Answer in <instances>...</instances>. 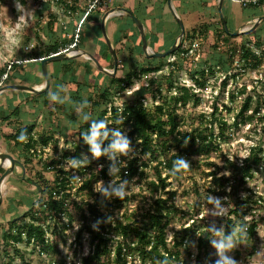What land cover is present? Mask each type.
Segmentation results:
<instances>
[{
  "label": "rangeland",
  "instance_id": "obj_1",
  "mask_svg": "<svg viewBox=\"0 0 264 264\" xmlns=\"http://www.w3.org/2000/svg\"><path fill=\"white\" fill-rule=\"evenodd\" d=\"M164 1L106 0L99 6L98 21H100L102 12L107 8L115 5L126 6L132 9L134 14H138L139 18L142 17L141 20L144 23L148 44L151 48L162 50L163 48L158 49V46L171 38L175 39L179 33L178 23ZM87 2L88 0H77L76 3L79 9H83ZM19 3L24 6V11L17 10L15 0H0V66L8 65L11 61L20 58L23 52L27 50L42 47V44L48 40L45 33L47 23L52 19L51 14L56 15L52 23L54 37L62 41L68 40L67 46L70 47L69 38L72 34L76 36L82 19L86 15L81 9L72 13L68 12L56 0H19ZM172 4L184 24L185 32L182 42L192 47V50L189 49L185 56L177 52L173 56H169L161 70L154 74L158 82L161 83V90L164 93L171 94L174 92V89L168 90L170 80L175 81V84L177 82L178 85L183 82L190 87V90L187 91L188 100L184 104H179L177 109L181 116L179 129L193 130L194 128H202L204 125L211 126L210 128L219 143L218 147L216 149L213 147L205 154H190L188 156L190 167L166 177L169 184L163 189L158 187L155 190L149 185L148 181L156 177L153 170L154 161L148 160L147 166H144L143 175L135 173L128 179H121L118 194L127 195L125 199L121 200V205L118 206L114 201L116 194L108 197L109 201L112 200V205L109 207L99 205V210L106 215L104 219L98 217L95 220L92 215H89L87 205L83 200H80L85 197V194H77L74 191L75 188L72 187V195L66 201L65 212L55 221L49 220L57 230H60L62 222L67 223L63 229L64 235L60 234V237L54 241L57 243V252L51 250L41 252L36 243L23 241L17 243L16 246L21 250V255H19L15 252L13 244L4 245L1 243V233L7 227L8 220L27 210L32 200L38 202L41 194L36 190L35 185V182L38 181L37 171L42 172L41 174L45 179L52 180L55 175L53 170L44 169V165L37 158L33 160L32 166L24 171L23 176L22 167L16 165L15 173L8 178L4 192V203L0 209V264H7V262H11V264H81L80 255L85 254L91 248L90 233L87 230L81 231L79 241L76 238L78 228L85 222L81 216L82 212L86 213L87 221L92 226L103 224L106 231L115 232L116 218L134 219L136 217L140 220L142 213L151 206L154 197L157 195L167 198V201L173 203L176 208L171 221L166 225L168 239L172 237L175 231L188 224H193L197 229H207L211 233V243L208 250L202 251L198 256L195 241L188 237L180 247V259L183 263L179 262L178 264H210L209 256L216 260V264H225V261L232 260L237 261V264H264V52L261 53V61L258 65H254L252 60L245 62L238 54H233L232 58L229 56L230 46L234 48L244 42L250 45L255 53H260L261 49L264 48V20L260 21L251 31L231 36L228 41H225L222 39L221 32L219 35L216 33L222 24L217 9V0H172ZM223 12L229 30L245 28L253 23L255 17L264 15V0L256 6L243 5L238 0H224ZM126 16L123 13H117L111 15L106 21L107 31L117 58L116 70L112 76L125 74L132 65L141 63L145 57L143 51L139 53L138 50L131 51L130 49L133 44L137 46L138 40H133L135 33L131 32L133 29L131 25L134 22L129 21L128 16ZM93 22L88 21L86 25H91ZM124 23H128L130 29H122L120 40L115 41L116 28ZM186 32L189 36L185 39ZM37 33L40 37L37 36ZM258 38L259 41L257 42L256 39ZM76 46L93 54L97 52L101 58L100 60L97 57L99 61L109 70L112 69L109 50L101 32L95 31L92 37L88 36L85 46L74 45L73 47ZM218 59L224 66H228V70L223 69L222 63H217ZM71 60L73 61L68 63V67L73 65L78 69L76 71L72 69L70 72L65 71L64 74H62V69L68 68L67 65H62L59 61L49 62L48 69L52 77L50 76V85L47 88L51 87L49 96L56 97L55 101H50V108H53L54 113L49 114V119H52L50 122L55 127L53 132L56 134L52 143L57 142L58 148L68 150L73 149L74 145L76 146L78 143L81 122L95 114V108L92 110L84 108L85 98L81 103L76 101L71 103V101L68 102V94L78 89L86 96V93L92 91L91 84L97 82L99 85L101 80L106 82L108 81L106 75H109L100 71V74H93L97 76L96 80L88 79V84L81 76L82 71L79 69L84 62L93 64L92 60L84 56ZM153 60L159 61L160 57H155ZM169 60L174 64H170ZM209 64H214L212 71L206 69ZM200 68L205 69L206 83L203 87L197 84L193 85L194 80L190 77L192 72ZM172 69H174L173 74L169 76ZM9 71L13 72L12 80L29 81L32 85H39L44 80L40 72V62L37 61L20 62L17 68L11 67ZM74 74H76L75 77ZM196 74L200 75L198 71ZM91 75L90 73L88 78ZM149 75L134 77L130 87L122 95L115 97L114 103L121 104L124 99L132 98L142 84L147 85ZM106 83L110 84V82ZM154 88L155 85L149 83V87L146 88L147 94L144 97V103L153 109L155 105L161 102L158 94L153 96ZM33 94L35 97L32 100H27L29 109L23 110L21 116L23 122H34V126L37 124L38 127L35 132L42 134L47 127L45 113L48 107L42 101L43 95L41 93ZM246 96H251V100L249 108L244 111V115L251 117L245 120L239 119L235 124V119H238L236 114L241 109ZM0 100L2 99L0 98ZM2 110L8 112L10 109L2 108ZM12 115L15 116V114ZM217 117L222 118L229 125L222 137L217 136L219 130L218 122L215 119ZM126 134L127 130L123 129L122 135ZM128 141V157L138 155L144 158V154L139 153L135 136L132 135V139L128 138ZM2 146L22 161V158L18 156L19 149L13 148L9 139L8 142L3 140ZM259 146L261 159L258 165L253 167L252 176L239 188L237 193L244 200L240 209L245 212V220L247 222L252 219L257 220L256 231L250 240L229 239V237L226 239L223 234L224 222L234 199L227 200L226 197H223V201H220L218 195L213 191L217 181L207 172L213 170L214 166H218L216 176L231 174V171L239 166L241 159L249 153L251 148ZM47 149L49 151H45L46 153L55 154L52 144ZM107 153L109 154V152ZM227 159L232 160L235 165H230ZM138 163L140 164V160ZM68 165L69 162L64 165L65 168H68ZM72 172L77 177V184L80 175L77 170H72ZM162 176H167L166 169H163ZM101 185L102 181H97L94 189L99 190ZM226 189L228 190L229 186H226ZM174 190V194L169 192ZM247 196H249L248 199H245ZM99 197L100 195L97 194L90 200ZM224 200H227L228 203ZM230 216L235 218L236 224L239 217H235L233 214ZM237 229L238 224L234 226V230ZM46 236L49 241L55 239V235L50 229L46 232ZM114 236L117 237L118 235L114 233ZM221 241L226 245L222 254L223 259L214 246V242L218 244ZM131 258L138 262L136 256L128 257V259ZM61 260L64 262L62 263Z\"/></svg>",
  "mask_w": 264,
  "mask_h": 264
},
{
  "label": "trees",
  "instance_id": "obj_2",
  "mask_svg": "<svg viewBox=\"0 0 264 264\" xmlns=\"http://www.w3.org/2000/svg\"><path fill=\"white\" fill-rule=\"evenodd\" d=\"M56 1L60 2L62 6L71 13L81 9H79L76 3L77 0ZM104 1L106 0H88L83 9H81L86 15L82 19L76 32L77 35L74 36L72 34L70 36L69 41L71 42L69 43H72L74 38H76L74 45L85 46L88 36L92 37L95 31L100 33L98 21L100 15L99 6L103 4ZM164 3L166 4V0ZM261 3L262 0H256V2H250L246 5L256 6ZM51 15L52 19L48 21L45 33L48 40L42 44V47L27 50L23 52L20 58L11 61L8 65H1L0 80L4 73H6V77L3 82L12 80L13 72L9 70L11 67L17 68L20 62H40V57L68 47V40L62 41L54 37L52 23L56 15ZM136 15L139 17L138 14ZM127 19L133 23L129 17H127ZM140 19H142V17ZM88 21L94 22L91 25H86ZM131 26L134 29H131V32L135 33L133 40L137 39L138 42L137 46L133 44L130 46V49L131 51L138 50L140 53L142 51L141 39L136 26L134 24ZM125 28H129L128 23L118 25L115 31V41L120 40L121 30ZM220 32L223 35L222 39L225 41H228L231 36H234L225 31L222 24L216 32L218 33L217 35H219ZM37 36L40 37L39 34ZM188 36L189 34L186 32L185 39ZM173 40L174 39L171 38L169 41L158 46V49L167 48ZM256 41L258 42L259 38L256 39ZM231 47L232 46L229 47V56H231V58L233 54H238L245 62L252 60L254 65L260 63L261 53L263 54L264 52V48H262L260 53H255L246 42L234 48ZM189 49L190 46L182 42L173 52L160 57L159 61H154V56H145L143 59L146 60L142 59L141 63H135V65H132L123 75H106L108 78L106 82H110V84L102 80L99 82V85L97 82H94L91 84L92 91L86 93V96L78 89L68 94V102L71 101L72 103L76 101L81 103L85 98L86 103L84 104V108H90L91 110L95 108V114L81 122L78 132V143L76 146L74 145L73 149L58 148L57 142L52 143L54 138L53 132L48 134H35L33 131L34 122L20 125L13 132L6 135L7 139L12 140L11 145L13 148L19 149L18 156L22 158L21 162L24 165V171L29 169L33 164V160L37 158V160L44 165V169L53 170L55 175L52 180L48 178L45 179L41 174L42 172L37 171L38 181L35 180V185L36 190L41 194L38 198V202L32 200L27 210L8 220L7 227L1 233V243H4V245L13 244L15 252L19 255H21V250L16 246L17 243L23 241L26 243H30L31 241L36 243L41 252L48 250L57 252V243L54 241L57 237H60V234L64 235L63 229L67 226V223L62 222L60 230H57L53 227L54 224L52 225L49 220L52 219L55 221L65 212L66 201L72 195V187L75 188L74 191L77 194H85V197L80 200H83L87 205L89 215H92L95 220L98 217L104 219L106 215L99 210V205H105V207L112 205V200L109 201L108 197L114 194H116V196H114V201L118 206L121 205V200L127 197L126 194H118L121 179H128L135 173L143 175L145 172L144 166H147L148 160L154 161L153 170L156 177L148 181L149 185L155 190H157L158 187L163 189L169 184L166 177L173 173H177L173 171L174 162L180 160L188 162V156L190 154H205L213 147L215 149L218 147L219 143L215 138L216 135H214L210 128L211 126L204 125L202 128H194L193 130L179 129L181 116L178 114L177 109L179 104H184L188 100L187 91L190 90V87L183 82L178 85L177 82L175 84V81L170 80L168 90L174 89V92L171 94L164 93L161 90V83L158 82L154 74L161 70L165 62L168 61L167 58L169 56H173L176 52L185 56ZM94 55L100 58L97 52H94ZM54 61H59L62 65L64 64L68 67V63L73 60L61 59ZM169 63L174 64V62H170V60ZM217 63L222 62L218 59ZM213 65L214 64L207 65V71H212ZM222 65L224 70H228L227 65L224 66L223 63ZM65 68L62 69V74H64L65 71L70 72L72 69L73 71L78 69V67L73 65H69L68 68ZM79 70L82 71L81 76L88 84V79L96 80L97 76L93 74H100V71L95 68L93 64H89L88 62H84ZM173 70L174 69L171 70L169 76H172ZM197 71L200 75L196 74ZM90 73L92 75L88 78ZM192 73L190 77L194 80L193 85L197 84L200 87L205 86V69H196ZM148 74L150 75L148 81L146 80L147 85L142 84L132 98L124 99L121 104L114 103L115 97L122 95L124 91L130 87L134 77H142ZM50 76L52 77V75ZM73 76L75 77L76 74ZM149 83L155 85L153 96L155 97L156 94H158V97L161 98V102L155 105L154 109L144 103V97L147 94L146 88L149 87ZM52 86L54 85L52 84ZM50 90L51 87L40 92L43 95V102L49 108H47L45 113L46 121H49V114L54 113L52 110L53 108H50ZM30 96L33 98L35 94H30ZM250 100L251 96H246L243 100L242 107L236 114L238 119H235V124H237L239 119L245 120L251 117L250 115H244V111L249 108ZM18 112V106H14L11 110V113L16 115ZM10 115L11 114H5L1 117L5 119ZM215 119L218 122L219 129L217 136L222 137L225 129L229 125L222 118L217 117ZM101 122L105 124V127L100 128L99 131L104 130L105 135L97 137L96 143L100 147L101 155L94 160L90 155L92 153L91 145L86 141L85 136H90L92 126L99 125ZM123 129L127 130L126 135H122ZM117 131L121 138H126L127 140L128 138L132 139V135H134L139 146V153L144 154V158L138 155H131L128 157V154H122L121 157L125 160V164L124 166L120 165V163L113 158V153L115 151L110 147L116 139V137L113 136V132ZM21 132L26 134L25 140L19 139ZM49 143L52 144L54 152L58 153L39 158L37 150H42V148ZM259 151H261L260 146L251 148L249 153L241 159L239 166H236V169L231 171V174L216 176L218 166H214L215 168L213 170L207 172V174L211 175V177L217 181V185L214 187L213 191L218 195L220 201H223V197H226L227 200L234 199L225 217L223 234L226 239L231 237V239L250 240L256 231L257 220L252 219L249 222L245 220V212L240 209L244 200L239 197L237 193L239 192V188L252 176L254 171L253 167L258 165L261 159ZM107 152H109V154ZM65 159L71 160V164L68 168H65L64 165H57ZM139 160L140 164L138 163ZM73 161L75 162V166H73ZM227 161L230 165H235L232 160L227 159ZM97 162H100L102 165L96 170L95 164ZM176 167L178 168L179 165L176 164ZM72 169L77 170L80 175L77 184V177L72 172ZM125 169L127 171H125ZM163 169L167 170V176H162ZM1 170L2 167L0 166V172ZM99 180L102 181V185L99 190H95L94 185ZM226 186H229L228 190ZM169 192L174 194L175 190ZM97 194L100 195L99 198L90 200L91 197ZM248 197L249 196H247V198L245 197V199H248ZM227 200L224 201L226 202ZM175 209L173 203H169L167 198L157 195L154 197L151 206L142 213L140 220L136 217H134V219L127 217L125 219L116 218L114 223L115 232L106 231L103 224L92 226L90 222L87 221L88 216L86 213L82 212L81 216L85 222L78 228L76 238L79 241L81 238V231L83 229L87 230L90 233L89 243L91 248L85 254L80 255L81 264H127L128 262L129 264L183 263L180 259V247L188 237L189 239L193 238L192 241L196 243L197 256L202 251H207L211 243L210 231L207 229H197L193 224L182 226L179 230L174 232L170 239L167 238L166 225L171 221ZM231 214L235 215V217H239L236 224L235 218L230 216ZM237 224L238 229L235 231L234 226ZM49 229L55 235L54 240L49 241L46 236V232ZM195 232H197V235H195ZM114 233L118 236H114ZM112 243H114L113 246ZM208 255L207 253V256ZM129 256H136L138 262H135L132 258L128 259ZM209 259L211 262L210 264H216V260L212 256H209ZM61 261L62 263L64 262V260ZM7 264H11V262H7Z\"/></svg>",
  "mask_w": 264,
  "mask_h": 264
},
{
  "label": "water",
  "instance_id": "obj_3",
  "mask_svg": "<svg viewBox=\"0 0 264 264\" xmlns=\"http://www.w3.org/2000/svg\"><path fill=\"white\" fill-rule=\"evenodd\" d=\"M223 2L224 0H217V9L219 12V17L221 19L223 28L225 31H227L231 35H238L241 33H246L254 29L257 24L264 20V15H260L254 18L253 23L245 28L241 29H235V30H229L227 27L226 18L223 12ZM167 6L172 12L176 22L179 26V33L173 40V42L165 49L162 50H154L151 48V46L148 44L145 26L143 21L133 13V11L123 5H115L107 8L104 10L101 14L100 21H99V28L101 35L107 45V48L109 50V54L112 61V69L109 70V68L105 67L99 59L90 51L82 48V47H70L64 50H58L55 53H51L49 55L40 57V67H41V73L43 76V82L38 85H32L27 83H20V82H6L2 83L0 85V92L8 89H17L22 90L30 93H40L45 91L49 85H50V73L48 69V62L54 61V60H61V59H74L80 56L87 57L92 60L95 68H97L99 71H102L106 74L113 75L116 70L117 66V58L114 50V46L112 43V40L108 34L106 21L107 19L117 13H123L127 15L135 24L140 39H141V49L145 56H155V57H163L171 52H173L183 41V36L185 32L184 24L182 22V19L180 18L179 14L177 13L174 5L172 4V0H166ZM0 156L3 157V160L0 161V166L2 167V170L0 172V208L4 203V190L2 189V184L4 180L13 175L15 172L16 165H20L23 169L22 176L24 175V165L22 164L21 160L17 157L13 156L12 153L4 149L3 147H0Z\"/></svg>",
  "mask_w": 264,
  "mask_h": 264
},
{
  "label": "crops",
  "instance_id": "obj_4",
  "mask_svg": "<svg viewBox=\"0 0 264 264\" xmlns=\"http://www.w3.org/2000/svg\"><path fill=\"white\" fill-rule=\"evenodd\" d=\"M49 64L50 63L48 62V68H49ZM41 76H42V73H41ZM8 82L30 83L29 81H24V80L21 81V80H15V79H13L12 81H8ZM30 84H32V83H30ZM30 94H33V93L22 91V90H17V89H8V90H4V91L0 92V98L2 99V100H0V108H1L0 109V139L2 141L6 140L8 142L6 135L13 132L18 126L27 123V122H23V119H22L23 117L21 116V114H23V110L29 109V106H28L29 102L27 100L28 99L32 100V97L30 96ZM42 101H43V99H42ZM10 105H11V107H10ZM14 106H18V111H19L17 115L15 114V116L12 115L14 113H11V110ZM2 108H6V109H10V110H8V112H4L2 110ZM5 114H11V115L4 119L1 116L5 115ZM19 114L21 117L19 116ZM41 114H43V113H41ZM51 120L52 119H49V121H45L47 124V127L45 128L44 134H48L50 132H53V130H55V127L52 126L53 124L50 122ZM37 127L38 126L36 124L33 128L34 132H35V129H37ZM35 134H36V132H35ZM53 134H54V132H53ZM54 135H56V134H54ZM1 140H0V147H3ZM9 141L11 142L12 140L9 139ZM5 191H6V187L4 189V192ZM2 206H1V208H2Z\"/></svg>",
  "mask_w": 264,
  "mask_h": 264
},
{
  "label": "clouds",
  "instance_id": "obj_5",
  "mask_svg": "<svg viewBox=\"0 0 264 264\" xmlns=\"http://www.w3.org/2000/svg\"><path fill=\"white\" fill-rule=\"evenodd\" d=\"M15 6H16L17 10L24 11V6L19 3V0H15ZM49 98L52 101L56 100L55 96H50ZM104 127H105V124L103 122H101L99 125H93L92 126V130H91V135L90 136H85L86 141L91 145L92 153H93V156H95V157H99L101 155L100 147L96 143V140H97V137L100 135L99 129L100 128H104ZM113 136H115L116 139L113 141V143L110 145V147L114 151L119 152L120 154L126 155L128 150H129V141L126 138H121V136H120L118 131L117 132H113ZM19 139L20 140H25L26 139V134L24 132H21ZM176 164L179 165L178 168L176 167ZM73 166H75V162L74 161H73ZM189 167L190 166H189V163L187 161L180 160V161L174 162L173 171L174 172H179L181 170H186ZM234 235H235V233H234ZM229 239H231V237ZM214 246L217 248L218 253L221 254L222 259H223V255L222 254H223V251L226 248L225 243L223 241H221L218 244L214 242ZM225 264H237V261H235V260L225 261Z\"/></svg>",
  "mask_w": 264,
  "mask_h": 264
},
{
  "label": "built area",
  "instance_id": "obj_6",
  "mask_svg": "<svg viewBox=\"0 0 264 264\" xmlns=\"http://www.w3.org/2000/svg\"><path fill=\"white\" fill-rule=\"evenodd\" d=\"M239 2H241V4H243V5H246V4H248V3H250V2H256V0H238ZM77 35V34H76ZM75 40L72 42V43H70L71 44V46L70 47H73L74 46V44H75V41H76V38H74ZM70 47H66V48H63L62 50H64V49H67V48H70ZM190 50H192V47H190ZM59 52V51H58ZM6 77V73H4V75H2V78H1V80H0V85L2 84V82H3V80H4V78ZM109 108V107H108ZM109 112V111H108ZM100 132V135L99 136H103V135H105V132H104V130H100L99 131ZM50 143L49 144H47L46 146H44L43 148H42V150L41 149H38L37 150V152H38V157L40 158V157H46V156H48V155H52L50 152H49V154L48 153H46L45 151H49V149H47V148H50ZM55 153V152H54ZM58 153V152H57ZM57 153H55V154H57ZM91 155V157L95 160L97 157H95V156H93V153H91L90 154ZM127 155V154H126ZM113 158H115L116 159V161L118 162V163H120V165H122V166H124V164H125V160H123L122 159V157H121V154L120 153H117L116 151L114 152V154H113ZM67 162H69V165L71 164V160H68V159H65V160H63V161H61L59 164H57L58 166H61V165H65ZM69 165H68V167H69ZM101 163L100 162H97L96 164H95V169L97 170V169H99L100 167H101ZM72 170H75V169H72ZM125 171H127L126 169H125ZM55 193V192H54Z\"/></svg>",
  "mask_w": 264,
  "mask_h": 264
},
{
  "label": "bare ground",
  "instance_id": "obj_7",
  "mask_svg": "<svg viewBox=\"0 0 264 264\" xmlns=\"http://www.w3.org/2000/svg\"><path fill=\"white\" fill-rule=\"evenodd\" d=\"M38 86H40V85H38ZM2 160H3V157L0 156V161H2ZM8 178H9V177H7V178L4 180L3 184H2V189H3V190H4L5 187L7 186L6 184L8 183Z\"/></svg>",
  "mask_w": 264,
  "mask_h": 264
}]
</instances>
